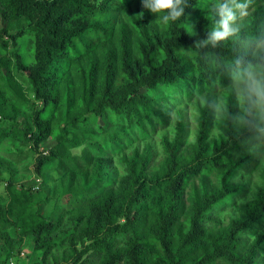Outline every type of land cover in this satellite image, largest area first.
<instances>
[{
    "label": "trees",
    "instance_id": "1",
    "mask_svg": "<svg viewBox=\"0 0 264 264\" xmlns=\"http://www.w3.org/2000/svg\"><path fill=\"white\" fill-rule=\"evenodd\" d=\"M134 1L0 0V143L29 146L37 175L60 161L69 183L81 181L73 192L62 187L53 220L39 212L45 193L15 186L10 175L7 200L0 198V238L8 227L28 233L27 264H259L264 181L227 226H206L240 189L230 180L247 158L234 154L264 137L249 99L239 121L225 97L222 133L210 142L205 105L190 150L181 148L178 129L173 139L161 138L158 165L150 166L149 146L135 150L117 183L106 161L133 136L148 137L164 124L174 95L225 86L237 59L243 67L264 64V52H252L264 35V0H252L240 32L216 48L194 43L206 39L215 0H187L184 15L168 23L142 5L128 8ZM14 77L27 82L32 99ZM0 246L4 264L11 250Z\"/></svg>",
    "mask_w": 264,
    "mask_h": 264
},
{
    "label": "rangeland",
    "instance_id": "2",
    "mask_svg": "<svg viewBox=\"0 0 264 264\" xmlns=\"http://www.w3.org/2000/svg\"><path fill=\"white\" fill-rule=\"evenodd\" d=\"M136 5H142L141 0H135L128 8H134ZM259 5L264 6V1L259 3ZM254 8V6H251V8L248 9L247 15H249ZM118 15L119 18H125L123 11L119 12ZM246 16L239 18L237 23L245 19ZM3 38L6 40V35H4ZM260 45H264V35L252 46V52H264V47ZM12 47L13 46L10 44L9 49ZM6 53L9 54L8 51H6ZM97 58L99 60L101 59L99 54ZM85 60V57L79 58L78 64H83ZM71 72L73 71L71 70ZM18 79L21 80L19 77ZM18 79L14 77V80H17L21 85L22 92L32 99L33 92L27 82L25 80L24 82L23 80L19 81ZM243 86V84H237L230 78L225 86H218L211 91L202 92L200 94L194 93L189 97L186 95H174L172 100L165 104L169 113L167 115L168 119L164 124L159 123L154 133L148 137L140 138L137 135L133 136L131 143H126L122 146L120 151L111 153V155L107 157L106 168L112 172L115 183L125 174V161H128L135 150L138 151V153H142L144 148L149 146L151 153L150 166L158 165L164 158L161 138L165 136L169 140L173 139L178 129H180L182 133L181 148L187 151L190 150L198 133L200 112L207 104L210 105L212 111L207 136L209 142L217 139L222 133L223 117L226 111L225 97L227 95L231 96L235 102L237 107V119L241 121L244 99L238 98V89ZM249 101L254 107V114L257 115L258 119L261 121V127L264 128V118H262L261 114L256 110L250 98ZM42 148L43 146L40 147V150H42ZM80 150V147L72 148V152L75 153ZM242 156L247 158L246 163L236 171L230 180L231 185H235L240 189L237 190L234 196V203L218 206L214 210L211 220L206 224V226L210 227L213 231H218L227 226L229 220L239 214L241 205L251 200L256 195L259 186L264 181V137L252 145L241 148L234 154L235 158H240ZM32 164L33 151L29 146H24L18 141H3L0 143V198L7 200V179L11 175L17 187L24 184L25 186H31L32 189L42 190L47 197L43 201L38 202L39 212L44 216L56 220V211L53 210H55L54 207L56 205L55 201L57 196L61 195L60 192L63 191L62 187L65 188L69 186V190L73 192L77 182L81 181H79L78 177L73 182L69 183V180L63 174V170L67 168V165L62 164L60 161H53L46 164L42 170V175H37L35 173ZM85 169L90 173L89 167ZM210 180L215 182V177L211 175ZM197 181L196 179L191 183L196 184ZM190 186H187L183 195V202L186 206H188ZM59 198L60 196L58 200ZM28 212L29 211H27L26 214H28ZM14 213L13 211L12 215H14ZM63 226H65V224ZM6 232L5 237L3 236L0 238V245L10 248L11 257L7 258L4 264H27L29 259L28 254L31 252V236L28 235V233L26 235H20L18 229H11V227H8ZM37 256L36 254L35 257ZM259 264H264V253L261 255Z\"/></svg>",
    "mask_w": 264,
    "mask_h": 264
},
{
    "label": "clouds",
    "instance_id": "3",
    "mask_svg": "<svg viewBox=\"0 0 264 264\" xmlns=\"http://www.w3.org/2000/svg\"><path fill=\"white\" fill-rule=\"evenodd\" d=\"M252 0H215L211 6L214 22L207 33L206 39L196 41L197 48L211 46L216 48L221 43L234 38L240 32L238 19L248 14ZM143 8L156 15V19L165 23L176 21L182 17L187 7V0H141ZM162 14V15H161ZM264 47V45H260ZM236 68L232 79L237 84H243L238 89V98L251 99L256 110L264 118V64L247 67L241 61H235ZM258 131L264 134V128Z\"/></svg>",
    "mask_w": 264,
    "mask_h": 264
}]
</instances>
